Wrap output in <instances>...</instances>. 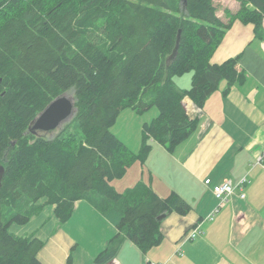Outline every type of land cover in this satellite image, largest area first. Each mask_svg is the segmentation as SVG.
<instances>
[{
    "label": "trees",
    "instance_id": "16d2710c",
    "mask_svg": "<svg viewBox=\"0 0 264 264\" xmlns=\"http://www.w3.org/2000/svg\"><path fill=\"white\" fill-rule=\"evenodd\" d=\"M239 2L237 11L225 10V21L214 0H0V264H44V241L10 226L28 223L45 204L64 223L83 198L121 213L96 263L112 259L124 238L143 251L161 242L159 216L186 214L190 204L175 191L161 197L143 182L125 191L112 182L146 161L150 139L174 151L198 128L186 96L201 106L221 81L229 90L244 80L239 57L211 61L237 19L264 38V0ZM188 72L191 85L182 87L174 77ZM69 91L74 117L53 137L32 133L35 117ZM154 105L158 115L145 123L136 152L112 126L122 109Z\"/></svg>",
    "mask_w": 264,
    "mask_h": 264
},
{
    "label": "crops",
    "instance_id": "0c3cea01",
    "mask_svg": "<svg viewBox=\"0 0 264 264\" xmlns=\"http://www.w3.org/2000/svg\"><path fill=\"white\" fill-rule=\"evenodd\" d=\"M223 1L230 3L226 7L233 12L240 8L239 0L238 5ZM224 12L218 10L220 16ZM231 57H239L237 68L244 80L229 90L228 81H221L201 106L186 96L187 113L199 119L198 128L174 151L150 139L152 149L146 161H136L124 177L112 182L119 191L138 182L161 197L175 191L191 209L186 214H166L158 245L143 251L124 238L116 255L101 264H144L146 257L163 264H264V38L256 36L253 23L235 20L211 61L222 63ZM130 169L136 170V181L128 178ZM244 177L243 188H237L209 218L219 205L212 185ZM207 178L212 180L210 185ZM120 220L116 208L104 213L83 198L76 201L64 223L55 205L45 204L28 223H13L10 231L43 240L38 257L44 264H67L69 256L72 264H99L95 259L117 234ZM195 228L199 234L189 237Z\"/></svg>",
    "mask_w": 264,
    "mask_h": 264
},
{
    "label": "rangeland",
    "instance_id": "374dc122",
    "mask_svg": "<svg viewBox=\"0 0 264 264\" xmlns=\"http://www.w3.org/2000/svg\"><path fill=\"white\" fill-rule=\"evenodd\" d=\"M233 1V4L237 3L236 0H231ZM215 4L218 6V10H226L228 9V6L230 3H225L223 0H214ZM229 2V1H228ZM240 4V2H239ZM233 7V5H232ZM222 17L225 19V21H228L229 18L224 12ZM191 77H192V72L185 73L183 75H176L174 78L176 82L182 86V87H189L191 85ZM67 94L70 97L74 98V92L69 91ZM158 107L157 106H152L144 111H137L136 109L133 108H125L120 111V113L117 116V119L112 126L113 132L121 138L131 149L134 151L138 152L140 142L142 143L143 138H144V125L146 122L151 121L154 117L158 115ZM63 127V126H62ZM61 127V128H62ZM61 128L47 131V132H39V135H44L47 137H53L55 136ZM142 140V141H141ZM134 168V167H131ZM131 170V172H130ZM129 172L130 174L128 175V178L132 181H136L138 178L137 172L134 169H130ZM117 187L120 188L119 184H117Z\"/></svg>",
    "mask_w": 264,
    "mask_h": 264
},
{
    "label": "water",
    "instance_id": "95a60500",
    "mask_svg": "<svg viewBox=\"0 0 264 264\" xmlns=\"http://www.w3.org/2000/svg\"><path fill=\"white\" fill-rule=\"evenodd\" d=\"M186 3V0H183ZM180 42V34L178 36L177 46L170 57L174 59L177 54ZM76 105L75 99L70 97L67 93L53 99L32 121L29 130L34 134L39 132H47L61 128L65 123L69 122L75 115ZM6 172V167L0 162V188L2 187L3 178ZM165 214L159 216V220L165 218Z\"/></svg>",
    "mask_w": 264,
    "mask_h": 264
},
{
    "label": "built area",
    "instance_id": "2783aa9c",
    "mask_svg": "<svg viewBox=\"0 0 264 264\" xmlns=\"http://www.w3.org/2000/svg\"><path fill=\"white\" fill-rule=\"evenodd\" d=\"M205 182L210 185L212 183V180L210 178H207ZM247 182V178L244 177L238 182H234L232 179H225L224 181L213 184L212 185V191L215 195V197L218 199L219 205L215 210L209 215V218H213L215 212L219 209V207H222L229 199V197L234 194L236 189H242L243 185ZM240 196L244 198L246 196L245 192H241ZM199 230L197 228L193 229V231L189 234V237L194 238L199 234ZM144 264H163L161 262L152 260L148 257L145 258Z\"/></svg>",
    "mask_w": 264,
    "mask_h": 264
}]
</instances>
